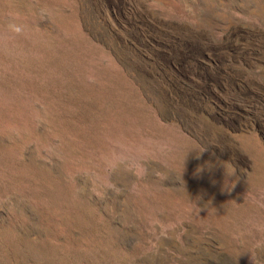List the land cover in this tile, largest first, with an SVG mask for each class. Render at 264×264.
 <instances>
[{"label": "rangeland", "instance_id": "1", "mask_svg": "<svg viewBox=\"0 0 264 264\" xmlns=\"http://www.w3.org/2000/svg\"><path fill=\"white\" fill-rule=\"evenodd\" d=\"M141 139L146 169L122 151ZM249 253L264 264V0H0V264Z\"/></svg>", "mask_w": 264, "mask_h": 264}, {"label": "clouds", "instance_id": "2", "mask_svg": "<svg viewBox=\"0 0 264 264\" xmlns=\"http://www.w3.org/2000/svg\"><path fill=\"white\" fill-rule=\"evenodd\" d=\"M160 144L159 141H153L152 144L148 143L147 139H141L136 141L134 144L127 146L122 149V151H131L134 155H138L140 157H143L139 161L140 166L144 167L145 160L151 158V153L155 152L157 150V146ZM118 165H126L130 171H132L134 174H136V169L130 166V161L127 159H117L116 163L113 164L112 166H118ZM146 169V168H145ZM249 259H250V264H257L256 257L249 253Z\"/></svg>", "mask_w": 264, "mask_h": 264}]
</instances>
